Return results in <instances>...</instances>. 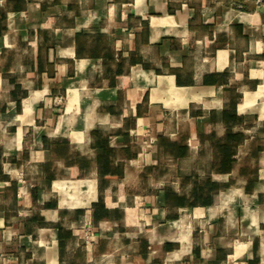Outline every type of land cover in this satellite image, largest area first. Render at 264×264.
<instances>
[{"label":"crops","instance_id":"1","mask_svg":"<svg viewBox=\"0 0 264 264\" xmlns=\"http://www.w3.org/2000/svg\"><path fill=\"white\" fill-rule=\"evenodd\" d=\"M0 264H264V9L0 0Z\"/></svg>","mask_w":264,"mask_h":264},{"label":"rangeland","instance_id":"2","mask_svg":"<svg viewBox=\"0 0 264 264\" xmlns=\"http://www.w3.org/2000/svg\"><path fill=\"white\" fill-rule=\"evenodd\" d=\"M227 4L242 11L264 9V1L262 0H227Z\"/></svg>","mask_w":264,"mask_h":264},{"label":"water","instance_id":"3","mask_svg":"<svg viewBox=\"0 0 264 264\" xmlns=\"http://www.w3.org/2000/svg\"><path fill=\"white\" fill-rule=\"evenodd\" d=\"M262 1H264V0H262Z\"/></svg>","mask_w":264,"mask_h":264}]
</instances>
